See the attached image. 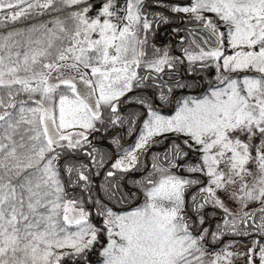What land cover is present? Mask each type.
I'll return each mask as SVG.
<instances>
[{"label": "snow or ice", "instance_id": "6c2138e0", "mask_svg": "<svg viewBox=\"0 0 264 264\" xmlns=\"http://www.w3.org/2000/svg\"><path fill=\"white\" fill-rule=\"evenodd\" d=\"M0 264H264V0H0Z\"/></svg>", "mask_w": 264, "mask_h": 264}, {"label": "trees", "instance_id": "16d2710c", "mask_svg": "<svg viewBox=\"0 0 264 264\" xmlns=\"http://www.w3.org/2000/svg\"><path fill=\"white\" fill-rule=\"evenodd\" d=\"M160 34H161V36H163L165 34L163 29H161V33ZM129 139H131V138H129ZM163 147H164V145L153 146V148L156 149V150H161Z\"/></svg>", "mask_w": 264, "mask_h": 264}, {"label": "rangeland", "instance_id": "374dc122", "mask_svg": "<svg viewBox=\"0 0 264 264\" xmlns=\"http://www.w3.org/2000/svg\"><path fill=\"white\" fill-rule=\"evenodd\" d=\"M244 243H246V241H244ZM241 248H243V243L241 244Z\"/></svg>", "mask_w": 264, "mask_h": 264}]
</instances>
